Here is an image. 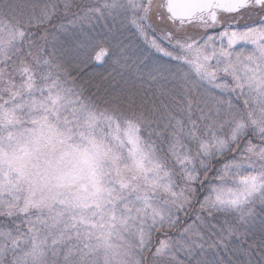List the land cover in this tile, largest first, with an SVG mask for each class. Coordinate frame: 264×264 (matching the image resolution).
I'll list each match as a JSON object with an SVG mask.
<instances>
[{"label":"snow or ice","instance_id":"1","mask_svg":"<svg viewBox=\"0 0 264 264\" xmlns=\"http://www.w3.org/2000/svg\"><path fill=\"white\" fill-rule=\"evenodd\" d=\"M0 264H264V0H0Z\"/></svg>","mask_w":264,"mask_h":264}]
</instances>
